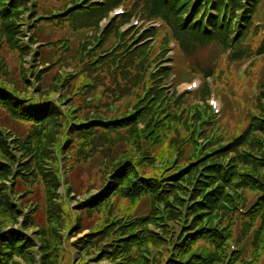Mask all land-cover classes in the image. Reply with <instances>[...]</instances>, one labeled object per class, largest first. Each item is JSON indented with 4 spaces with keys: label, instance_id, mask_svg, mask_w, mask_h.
Here are the masks:
<instances>
[{
    "label": "rangeland",
    "instance_id": "obj_1",
    "mask_svg": "<svg viewBox=\"0 0 264 264\" xmlns=\"http://www.w3.org/2000/svg\"><path fill=\"white\" fill-rule=\"evenodd\" d=\"M107 1L17 0L7 19L10 3L0 0V89L30 113L56 111L41 125L0 102L10 154L0 145V164L11 171L0 177L9 202L0 206V264H264V3L233 0L238 13L253 8L239 23L246 32L227 50L215 43L189 56L145 0H121L98 25L71 22L72 5ZM213 162L233 202L217 199L223 208L199 223ZM128 166L138 183L157 191L180 182L183 191L128 196L121 186L130 182L117 179ZM95 197L102 204L87 209ZM196 226L206 233L189 242ZM12 231L27 251L11 250ZM125 240L128 251L115 249Z\"/></svg>",
    "mask_w": 264,
    "mask_h": 264
},
{
    "label": "trees",
    "instance_id": "obj_2",
    "mask_svg": "<svg viewBox=\"0 0 264 264\" xmlns=\"http://www.w3.org/2000/svg\"><path fill=\"white\" fill-rule=\"evenodd\" d=\"M5 7L9 5L7 9L3 8L2 14L4 17L12 18L17 17L15 13V1L17 0H1ZM20 1V0H18ZM121 0H108L106 4L100 5L97 7H91L89 9L87 8H80L79 6L72 5V7H78L75 9L74 13L72 11L71 16L74 18V22L71 20V22L75 25V27H85L90 26V24L94 23L96 25L99 24V20L102 16L107 15L108 9L115 5L116 3L120 2ZM147 3V7L150 9L151 14L154 16L161 17L165 23L173 30L174 38L178 45L180 46L181 50L185 54L192 53L199 47L208 46L212 44H220L223 46L224 49H229L234 41L240 36V34L248 29L247 24H245L244 27L240 26V20L243 18V21L248 22V19L250 18L252 14V9L245 10V12L238 13L235 8L237 5L233 0H217V1H210V3H213V6L219 10L220 13H218V16H212L208 12L207 6V0H145ZM258 1V4L261 6L263 5V1L256 0L255 3ZM21 3V2H19ZM241 4V0L239 1ZM8 4V5H7ZM228 4H231L229 7ZM236 6V7H235ZM84 8V9H83ZM223 9V10H222ZM243 8H241L242 10ZM19 10H17L18 12ZM230 13V15L226 18V14ZM233 13V14H232ZM244 13V14H243ZM233 15V16H232ZM226 18V19H225ZM226 21V22H225ZM15 21L5 22V28H8L10 31L11 39L13 37L12 30L15 29ZM19 29V28H18ZM243 30V31H242ZM19 32L20 30H15V32ZM132 51V50H131ZM135 53L131 52L128 55L129 59H134L137 56H133ZM140 56V54H138ZM139 61V64L141 65V69L143 68V63L137 58ZM121 64V63H120ZM120 64L118 66H120ZM137 63V65H139ZM128 71V70H126ZM208 75H212V72H208ZM125 77H127V74H125ZM0 102L3 103L6 108L13 113L14 115L26 119V117H30L31 120H37L41 125H44L45 121H52L54 119V116L56 115V111L53 107L47 106L43 107L42 109H36L33 113L28 112V110L20 109L17 103H15L9 94H6L2 89H0ZM37 107V105H34ZM39 108V107H38ZM47 108V109H46ZM243 143H247L248 140H243ZM0 145L3 148V153L5 156L10 157L9 151L7 148H5L3 141L0 140ZM250 161V160H248ZM249 163V162H248ZM221 163L213 162L211 170L204 175L203 180V187L204 190L202 192L201 199L198 200L197 206L200 207L197 209V213L194 217H196V220H199V223L202 221V215L209 212L208 209L213 208H223L222 202L218 201L217 199L225 200L233 202L232 199H230L225 193H223V190L221 186H219V183L221 181H226L227 178L225 177V174L222 173L220 166ZM210 166V164L208 165ZM205 166V167H208ZM199 169L197 166L194 168L191 173L185 177L187 179L190 177V175L196 170ZM124 169V170H123ZM122 171L117 175V179H123L125 184L130 182L127 185L121 186V190L124 194L131 196L133 198H138L140 194L143 192H149L153 194L154 197L159 196V193L161 191H164V187H161L159 190L156 191V187L149 183V182H143L138 183L140 177L136 175V170L133 166H128L127 168H123ZM126 171V172H125ZM11 173L10 168L6 165L0 164V177H7ZM45 172L43 171V174ZM203 173V172H201ZM200 175H198L199 177ZM210 180L212 182L210 188H208V181ZM54 180V178H53ZM52 180V181H53ZM183 180V179H182ZM181 180V181H182ZM51 181V184H52ZM118 182L114 181L110 186L109 190L115 189V185H117ZM138 183V184H137ZM168 187H166L165 190L171 191V193H176L183 191L182 184L180 182H174V183H168ZM3 186V187H2ZM0 186V206L8 207L9 202L6 199L5 196V184ZM172 194H168V201L167 203L170 204V199H176V197L172 196ZM222 196L223 198H220ZM166 198H164L165 200ZM103 197H95L91 199L90 204L86 207L87 209H90L92 205L102 204ZM227 201V202H228ZM57 209V208H56ZM208 211V212H207ZM198 223V222H197ZM112 223L108 222L107 226H110ZM106 226V227H107ZM203 226H196V230L194 232V235L190 236L189 242H191L195 237L199 236L200 234H205L206 231L203 230ZM111 229V228H110ZM101 231V230H100ZM98 231V232H100ZM54 233V231L52 232ZM135 232H131L129 235H133ZM22 234L18 231H12L6 235H4V240L11 245V250L16 249H24L27 251L29 249V242H25L23 238H21ZM57 237V235H55ZM122 237L120 236L118 240H121ZM133 239V238H132ZM131 240H125L122 242V244H116L115 249H119L120 247H124L123 249L125 251L129 250ZM111 243V242H110ZM108 244V243H106ZM105 244V245H106ZM9 264V263H7ZM139 264H142L139 262Z\"/></svg>",
    "mask_w": 264,
    "mask_h": 264
}]
</instances>
